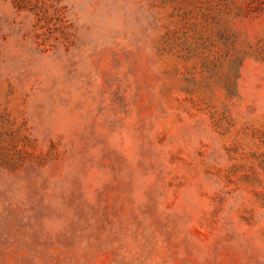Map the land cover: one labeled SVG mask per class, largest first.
Instances as JSON below:
<instances>
[{"label":"rangeland","instance_id":"obj_1","mask_svg":"<svg viewBox=\"0 0 264 264\" xmlns=\"http://www.w3.org/2000/svg\"><path fill=\"white\" fill-rule=\"evenodd\" d=\"M0 264H264V0H0Z\"/></svg>","mask_w":264,"mask_h":264}]
</instances>
